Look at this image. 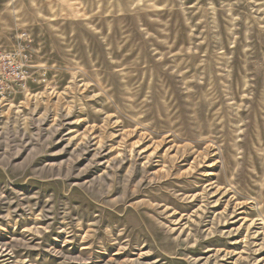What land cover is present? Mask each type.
<instances>
[{
  "label": "rangeland",
  "instance_id": "374dc122",
  "mask_svg": "<svg viewBox=\"0 0 264 264\" xmlns=\"http://www.w3.org/2000/svg\"><path fill=\"white\" fill-rule=\"evenodd\" d=\"M0 264H264V0H0Z\"/></svg>",
  "mask_w": 264,
  "mask_h": 264
},
{
  "label": "built area",
  "instance_id": "2783aa9c",
  "mask_svg": "<svg viewBox=\"0 0 264 264\" xmlns=\"http://www.w3.org/2000/svg\"><path fill=\"white\" fill-rule=\"evenodd\" d=\"M6 59H11L10 53L3 54L0 56V71L3 72L4 67L3 63ZM9 76L3 75L0 76V94L4 93L6 91V80L10 78L11 80L15 82H23L26 80L28 72L24 69L23 63H18L17 65L11 64L10 65V72Z\"/></svg>",
  "mask_w": 264,
  "mask_h": 264
}]
</instances>
